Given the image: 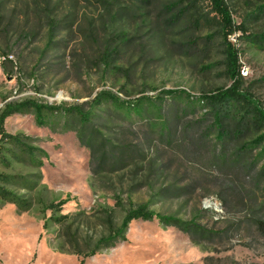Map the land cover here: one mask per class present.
<instances>
[{"label": "rangeland", "instance_id": "obj_1", "mask_svg": "<svg viewBox=\"0 0 264 264\" xmlns=\"http://www.w3.org/2000/svg\"><path fill=\"white\" fill-rule=\"evenodd\" d=\"M226 1L236 25L247 29L229 37L240 51L244 89L264 109V0ZM213 17L208 2L196 0H0V57L13 56L0 62V112L28 100L88 109L104 90L133 100L228 88L220 27L206 21ZM164 98L160 119L98 110L83 138L39 126L33 110L6 120L9 134L28 137L47 156L0 155V174L15 178L5 186L29 202L26 210L0 202V264H80L111 222L119 227L127 210L143 204L196 219L207 232L134 221L126 240L84 264H264L257 225L264 221V171L252 166L255 152L237 164L232 156L255 130L223 147L206 108L184 113V98ZM235 121L226 122L229 132ZM119 147L128 148L122 160ZM223 149L230 159L224 166L217 161ZM61 203L58 212L49 209Z\"/></svg>", "mask_w": 264, "mask_h": 264}, {"label": "trees", "instance_id": "obj_2", "mask_svg": "<svg viewBox=\"0 0 264 264\" xmlns=\"http://www.w3.org/2000/svg\"><path fill=\"white\" fill-rule=\"evenodd\" d=\"M196 1L208 2L212 11L216 13V17L206 19V21L217 20L220 27L221 37L228 60L226 72L232 81L230 87L218 88L213 92L202 94L198 97L193 96L185 90H165L162 95L155 97L143 95L133 100H124L117 94L104 90L96 95L89 104L88 109H85L83 105L65 108L63 105L53 106L39 104L31 100L21 103H8L0 112V155L5 159L6 153H12L17 158L15 151L20 150L31 158H35L37 154L47 156V154L41 149L33 147L30 143L31 139L28 137L11 135L6 131V120L15 114H24L25 112L33 110L36 123L39 126H50L53 132L56 133L75 131L81 138H83L86 127L91 126L93 118L96 117V111L110 106L112 110L122 112L126 120H131L133 116L142 120H147L154 115L160 119L164 109V102L166 101L164 96H166L167 98H184L186 100L184 113H187L188 110L194 113L197 107L206 108L208 113L214 118L213 126L217 130V135L215 137L216 144L222 145L223 147H226V139H229V141L232 142V139H238L246 129L249 131L254 129L255 134L252 139L236 149L235 153H232V156L236 157L234 164H237L245 162L248 155L255 152L252 159V166L257 167L261 164L260 171H264V109L260 107V104L253 98L251 93L244 89L243 78L240 75V51L229 40V37L233 35L237 36V34H241L237 36V39L246 36L247 29L243 24L236 25L232 18L231 9L226 0ZM112 53L113 50L107 49L102 56V61L106 68H109L111 65L110 59L112 58ZM237 118H240V123L237 124L238 126L234 131L229 132L226 128V122H236L235 120ZM74 120H76V125ZM119 148L120 153L118 154H120L119 159H121L126 156L128 148ZM111 154L114 156L116 151L114 150ZM217 161H219L218 164H223V166L230 161L225 149H223L221 154L217 156ZM34 162L38 167H42L43 163L41 161ZM14 179L15 178L10 176L0 174V202L14 204L20 210H26L29 207L28 200L25 199L24 196L17 194L5 186ZM120 202L121 200L118 198L116 204L119 205ZM62 204L63 203L58 205L52 204L49 206V209L58 212V210L61 209ZM67 218L64 216L57 220L64 223ZM140 220H157L164 227H174L190 235L207 232L197 224L196 219L187 222L173 216L162 215L150 210L147 204L133 206L126 211L125 217L119 227L113 226L110 221L111 227L109 233L106 236L99 238L94 243L92 250L88 254L83 255L80 264H84L86 258L95 256L103 250L115 247L117 244L122 243L126 240V233L130 224L134 221ZM257 225L258 229L264 235V221L260 220Z\"/></svg>", "mask_w": 264, "mask_h": 264}, {"label": "built area", "instance_id": "obj_3", "mask_svg": "<svg viewBox=\"0 0 264 264\" xmlns=\"http://www.w3.org/2000/svg\"><path fill=\"white\" fill-rule=\"evenodd\" d=\"M12 60L13 59V56H11V55H8V56H6V57H0V62H2V60ZM242 74L244 75V76H246L247 75V73H245V72H242Z\"/></svg>", "mask_w": 264, "mask_h": 264}]
</instances>
